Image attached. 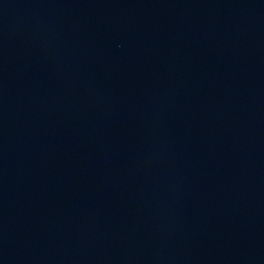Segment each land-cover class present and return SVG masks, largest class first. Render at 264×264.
Here are the masks:
<instances>
[{
  "label": "water",
  "instance_id": "water-1",
  "mask_svg": "<svg viewBox=\"0 0 264 264\" xmlns=\"http://www.w3.org/2000/svg\"><path fill=\"white\" fill-rule=\"evenodd\" d=\"M0 264H264V0H0Z\"/></svg>",
  "mask_w": 264,
  "mask_h": 264
}]
</instances>
